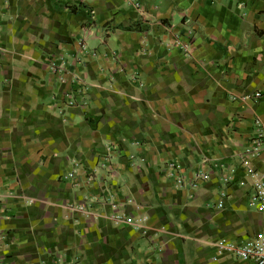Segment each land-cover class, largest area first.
Segmentation results:
<instances>
[{"label": "crops", "instance_id": "crops-1", "mask_svg": "<svg viewBox=\"0 0 264 264\" xmlns=\"http://www.w3.org/2000/svg\"><path fill=\"white\" fill-rule=\"evenodd\" d=\"M140 1L0 0V264H253L213 244L264 232V0Z\"/></svg>", "mask_w": 264, "mask_h": 264}, {"label": "built area", "instance_id": "built-area-1", "mask_svg": "<svg viewBox=\"0 0 264 264\" xmlns=\"http://www.w3.org/2000/svg\"><path fill=\"white\" fill-rule=\"evenodd\" d=\"M129 5L135 8L136 11L140 13H144V8L142 5V2L140 0H127ZM189 33V31H188ZM186 35H189V34ZM166 35H169L172 37L171 42L168 44L170 47H177L184 52H188L190 49V44L188 41H184L179 39V33L174 31V28L168 27L166 29ZM80 48L84 49L83 40L79 43ZM51 71L57 78V83L63 82V68L62 66L58 65H51ZM77 79V78H75ZM73 79V80H75ZM260 94L256 93L254 95V98H259ZM66 100V99H65ZM67 105L73 104V99L71 96L67 98L66 101ZM259 125L258 121L256 122V125ZM253 147H251L248 151H246L245 156L242 158V164L246 168V171L250 176L252 177V183H251V201L249 202L250 206H253L255 210L261 214H264V176L258 175L253 171V169L250 166V160L254 157H256L261 150L262 147V136L261 134H258V136L252 141ZM163 175L171 180L176 187L182 188L186 185H188L190 188H196L198 183L206 177L203 172L195 173L190 178H185L183 175H181L176 167L174 165H167L163 168ZM68 177L76 179H79V182L81 185L86 184L89 185L91 181V177L89 175H86L81 172H70ZM130 204L133 205V203L130 201L126 203V206ZM121 204L114 203L112 201V207L116 209H121ZM125 206V207H126ZM82 208L84 211L88 212V209L86 208V205H83ZM124 216L117 217L116 221H123ZM146 223L145 217H139L138 219L134 220V226L137 230H141L144 228ZM214 249L216 251V254L220 257L222 256H229L233 257L237 260L244 261V262H252L253 264H264V232L257 238L249 239L244 242H230V241H224L220 240L218 242H215L213 244Z\"/></svg>", "mask_w": 264, "mask_h": 264}, {"label": "rangeland", "instance_id": "rangeland-1", "mask_svg": "<svg viewBox=\"0 0 264 264\" xmlns=\"http://www.w3.org/2000/svg\"><path fill=\"white\" fill-rule=\"evenodd\" d=\"M176 30V29H175Z\"/></svg>", "mask_w": 264, "mask_h": 264}]
</instances>
